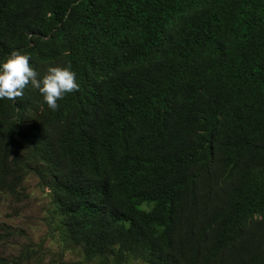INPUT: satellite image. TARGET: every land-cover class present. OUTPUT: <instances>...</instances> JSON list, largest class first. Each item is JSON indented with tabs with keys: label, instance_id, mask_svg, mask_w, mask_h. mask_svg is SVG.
Segmentation results:
<instances>
[{
	"label": "trees",
	"instance_id": "1",
	"mask_svg": "<svg viewBox=\"0 0 264 264\" xmlns=\"http://www.w3.org/2000/svg\"><path fill=\"white\" fill-rule=\"evenodd\" d=\"M12 49L79 87L0 98V195L98 264H264V0H0Z\"/></svg>",
	"mask_w": 264,
	"mask_h": 264
},
{
	"label": "rangeland",
	"instance_id": "2",
	"mask_svg": "<svg viewBox=\"0 0 264 264\" xmlns=\"http://www.w3.org/2000/svg\"><path fill=\"white\" fill-rule=\"evenodd\" d=\"M48 192L29 174L17 194L0 195V225L8 232L1 243V254L19 264H98L49 232L45 216L53 209ZM121 264L144 263L133 259Z\"/></svg>",
	"mask_w": 264,
	"mask_h": 264
},
{
	"label": "clouds",
	"instance_id": "3",
	"mask_svg": "<svg viewBox=\"0 0 264 264\" xmlns=\"http://www.w3.org/2000/svg\"><path fill=\"white\" fill-rule=\"evenodd\" d=\"M29 61V55L19 49H12L0 59V98L21 96L25 86L31 84L48 108L55 110L59 98L79 87L70 66L49 65L43 75H39Z\"/></svg>",
	"mask_w": 264,
	"mask_h": 264
}]
</instances>
